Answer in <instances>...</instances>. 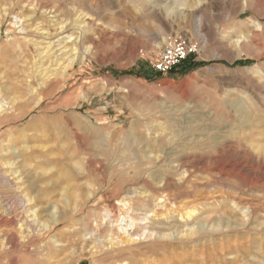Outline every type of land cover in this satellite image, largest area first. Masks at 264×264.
I'll return each instance as SVG.
<instances>
[{
  "label": "rangeland",
  "instance_id": "1",
  "mask_svg": "<svg viewBox=\"0 0 264 264\" xmlns=\"http://www.w3.org/2000/svg\"><path fill=\"white\" fill-rule=\"evenodd\" d=\"M51 5L68 26L48 40ZM168 35L199 49L157 73ZM22 110L0 125V207L37 209L48 264H100L95 255L122 247L138 264H264V0H0V116ZM113 172L150 188L105 185L129 200L123 213L114 199L110 211L91 199L48 229L46 210L55 202L58 214L64 190L91 193ZM154 175L171 181L165 191L152 189ZM158 242L172 246L148 252ZM23 248L7 251L20 262Z\"/></svg>",
  "mask_w": 264,
  "mask_h": 264
},
{
  "label": "bare ground",
  "instance_id": "2",
  "mask_svg": "<svg viewBox=\"0 0 264 264\" xmlns=\"http://www.w3.org/2000/svg\"><path fill=\"white\" fill-rule=\"evenodd\" d=\"M55 12H56V9L54 8V5L53 6L52 5L51 6H46L45 11L43 12V13H46L47 21L50 23L48 29H43L45 31L44 34H47L46 36H43V38H45V39L48 38V40H51L52 38L54 39L55 37H58L61 33L66 32V30H67L68 24H64V23L61 24L60 23L61 21L60 20L58 21L56 19V14H53ZM19 17H20V15H19ZM30 17H32V16H30ZM41 21H43V20H41ZM28 25H29V23H28ZM197 27H199V24H198ZM69 36H70V34L67 35V38H69ZM205 40L206 39H203L204 43H205ZM62 42H63V39H61L59 41V43H62ZM47 44L48 45L46 46V48L48 49V51H51V54H49L50 56L48 57V60L50 58V62L48 61L49 62L48 64H49V66L56 65L57 62H58L57 60H58V56H59V54H58V50L59 49L54 50V46H55L54 45L55 44L54 41L53 42L52 41H48ZM65 46H67V45L63 44V47H65ZM52 50H54V51H52ZM49 66H47V67L49 68ZM46 72H48V71H46ZM46 72L44 74V78L46 77L45 80L47 78H49L50 75H51V74H47ZM50 72H52V70ZM39 73H41V72H39ZM53 75H55V74H53ZM44 83H45V81H44ZM34 85H36V84H34ZM24 114H25V111L22 110V111H19L16 114H10L8 116H2V117L0 116V125H7L8 126V125H12V124L16 123L17 121L19 122L25 116ZM3 164H4V162H3ZM5 164H7V165L10 166V164H12V162H6ZM231 167H232V165H231ZM262 169L264 170V168H262ZM32 172H31V170H27V173H28V176H29L27 188L29 190H33L34 189V183L35 182H34V178L31 176L32 175ZM39 175H41V174H39ZM67 176H69V175H67ZM168 176H169V174H168ZM151 177H153L154 183L156 182V184H157V186L152 187V189L154 191H157V192L158 191H160V192L165 191L166 186H168L171 183V181H169V179L167 177H161V176H155V175L154 176H151ZM187 178H185V179L181 178L180 184L183 185V183L188 180ZM98 180H99L100 183L98 184V186L91 193L90 192H86L85 194L84 193H80V194L78 193L79 196H81V197L83 196L81 200H78L77 199L78 198V194L75 193V190L74 191H71V188L69 187V185H67L66 188H68V187L69 188L67 189V191L64 190L65 191V195H63V193L61 192L62 193L61 195H63L64 197H62L63 199H62V202H61V207L58 210V214L55 216V212H56V210L58 208L57 203H55V202H52L50 204V206L46 210V212H47V213H45V215L47 216V220L46 221L49 222V228L48 229L50 230L52 225H55V224L59 223L60 221L63 222L65 220V218H69L70 216L72 217L73 214L75 212H77V211H80V213H83V206L85 204L87 205V203L91 199H96L98 205L101 204L102 207H104V209L105 208L109 209L108 211L112 210L111 208L113 207V205L110 204V201L114 199V200H116V204H117V208H118L117 209L118 213L119 214L123 213V210L124 209L126 210L129 207V200H127L126 197L122 194L123 191L120 192L119 190H117V191H111V190H109L110 191L109 194L108 193L107 194L106 193H103L102 192V189H103V186H105V185H108V186L112 185V188H114V186L117 185L116 182L120 183V185H123L124 183H130V184L131 183H133V184L136 183V184H138V183L141 182V183L144 184V186H146V188L149 187L148 186L149 185V182H147V180H145L144 178L141 179V177L138 174L126 175V174H123L121 172H113V173H111L108 176L106 175V177L103 174H100L98 176ZM208 183H206L204 185L209 188L211 185H210V183L209 184ZM118 189H120L119 186H118ZM17 190H18V188H17ZM45 197H46V195H45ZM26 200L27 201H31V198L28 197ZM25 206L26 205H24V201L23 202H20L19 203V206H16V205L13 206L7 200H5V201L3 200L2 201V207H0L1 208L0 209L1 210L0 211V228L1 227H4V228H2V230H0V231L1 232L2 231H5L2 234H4L5 239H7V240H5V242L6 241H9V245H8V247H5L4 244H3L4 246L0 245V264H48V260L53 257V256L51 257V254L49 253V248H48L49 245L48 244H42V243H40V240H41V234H40V232H42V231H40V229H37L38 223H39V221H38V214L36 213V210L37 209H32L29 206H28L29 208L27 207V210L28 211L30 210L29 212L31 213V215H30L31 217L29 216L30 218L28 219L27 216L25 215V212H27ZM114 209H115V207H114ZM195 210H196L195 208L188 209L185 212L181 213L180 216L181 217L183 215L190 216V215H192L193 212H195ZM199 225H197L195 228L189 229V235L198 233L201 230V228H202V226H199ZM16 229L18 230L17 232H19L20 234H24V233L25 234L18 236L16 234V232H15ZM212 231L214 232V230H212ZM168 235H170V233H164L162 235V237H168ZM70 236L72 237L73 235L71 234ZM130 239H132V238H130ZM72 240H74V239H72ZM154 244H155L154 247H152V248L149 247L150 249L148 250V252L155 253V252L158 251V249H164L165 250L166 248L169 249L172 246V243H169V242H158V243H154ZM19 246H23L24 247L23 248V253L21 255L20 262L12 259V257L9 255V252L10 251L9 252L7 251V249H11L12 250V249H15V248H17ZM110 246L113 247V242H111ZM115 249H116L115 251L110 250V251H113V252H109V251L101 252L102 255L100 257L97 256V255H95V252L92 253V254H94L96 256L95 261L99 262L100 264H126L125 263L126 259H128V260L130 259V261H132L133 264H138V261H134L135 259L133 260L135 254L133 255L130 252L129 255L126 256L124 254L123 247L122 248H115ZM164 252H166V251H164ZM142 254H144V253H142ZM172 254H173V252H172ZM79 258L80 257H71V258H69V260H67L68 263L65 260V261H63V262H61L59 264H71L72 262L77 261ZM189 259H191V258H189ZM199 260H201V259H199ZM159 262L161 263V261H159ZM139 264H148V263H145V261L143 259V260L139 261ZM164 264H165V262H164ZM213 264H214V260H213Z\"/></svg>",
  "mask_w": 264,
  "mask_h": 264
},
{
  "label": "built area",
  "instance_id": "3",
  "mask_svg": "<svg viewBox=\"0 0 264 264\" xmlns=\"http://www.w3.org/2000/svg\"><path fill=\"white\" fill-rule=\"evenodd\" d=\"M199 46L185 42L180 36L168 35L150 68L157 73H168L176 69L187 57L195 54Z\"/></svg>",
  "mask_w": 264,
  "mask_h": 264
},
{
  "label": "trees",
  "instance_id": "4",
  "mask_svg": "<svg viewBox=\"0 0 264 264\" xmlns=\"http://www.w3.org/2000/svg\"><path fill=\"white\" fill-rule=\"evenodd\" d=\"M187 70V69H186Z\"/></svg>",
  "mask_w": 264,
  "mask_h": 264
}]
</instances>
